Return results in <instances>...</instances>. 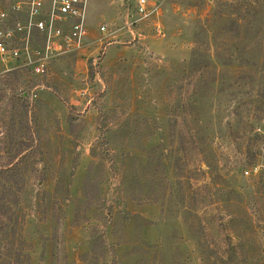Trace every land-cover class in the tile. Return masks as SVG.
<instances>
[{
  "label": "rangeland",
  "instance_id": "obj_1",
  "mask_svg": "<svg viewBox=\"0 0 264 264\" xmlns=\"http://www.w3.org/2000/svg\"><path fill=\"white\" fill-rule=\"evenodd\" d=\"M222 1L88 0L86 47L4 75L0 264H264V58Z\"/></svg>",
  "mask_w": 264,
  "mask_h": 264
},
{
  "label": "built area",
  "instance_id": "obj_2",
  "mask_svg": "<svg viewBox=\"0 0 264 264\" xmlns=\"http://www.w3.org/2000/svg\"><path fill=\"white\" fill-rule=\"evenodd\" d=\"M87 1L0 0V81L24 66L42 75L53 57L86 47ZM126 1L135 9L137 19L148 20L159 18L168 0ZM156 27L161 32L160 23ZM101 30L106 31V27ZM40 37L44 44L36 46Z\"/></svg>",
  "mask_w": 264,
  "mask_h": 264
},
{
  "label": "trees",
  "instance_id": "obj_3",
  "mask_svg": "<svg viewBox=\"0 0 264 264\" xmlns=\"http://www.w3.org/2000/svg\"><path fill=\"white\" fill-rule=\"evenodd\" d=\"M234 1L235 2H233V6H235L236 7L235 9L239 11L240 16L237 18L235 17L234 20H232L233 18L231 19L232 26H234L235 28L236 27L239 28L238 37L239 36L242 37V40L237 41L238 46L236 47V50L239 52L241 59H243V56H244L243 50L246 49L245 46L247 44L243 42L248 41L247 47L249 48L252 46L251 48L252 54L254 56H257L255 60L253 58H250L254 60V62L251 65V69L256 71V73H259L261 70L259 69V64L257 63H259L258 62L259 60H262V58H264V0H234ZM227 3L228 2H223L222 0H218L215 6V12L218 14L217 17H219L221 22L228 19L224 14L228 11L226 8ZM220 10H222V13ZM242 12H245L246 14H243ZM223 24H224V27H226L225 25L227 23L223 22ZM91 76L93 79L94 75L91 74ZM29 99H30V93H28V95L22 94V96L19 97V100H22V102L24 103L23 105L26 109H29ZM252 103H255V101H253ZM11 173H12V168H7V169L0 171V187H1V181L3 179H6L7 175H10ZM1 208H2V205L0 204V210ZM94 260L96 261V258H94ZM161 262L163 263V259H161Z\"/></svg>",
  "mask_w": 264,
  "mask_h": 264
}]
</instances>
